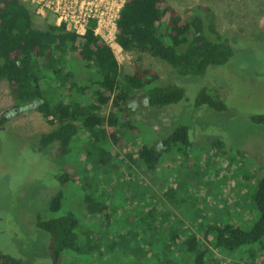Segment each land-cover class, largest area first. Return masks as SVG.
I'll use <instances>...</instances> for the list:
<instances>
[{
  "label": "rangeland",
  "instance_id": "1",
  "mask_svg": "<svg viewBox=\"0 0 264 264\" xmlns=\"http://www.w3.org/2000/svg\"><path fill=\"white\" fill-rule=\"evenodd\" d=\"M167 1L185 20L197 6H207L215 27L231 37L234 50L227 64L210 66L202 76H178L175 83L185 89L179 102L149 107L142 92L131 100L143 136H152L153 131L168 135L177 125H188L190 153H165L152 182L145 179V170L129 166L124 148L115 144L109 161L102 163V154L84 131L79 134L83 139L79 147L67 155L60 156L57 145L39 149V135L51 124L36 106L17 108L7 81H0V253L25 264H162L181 249L170 242V231L180 239L194 233L205 240L204 226L214 217L223 218L226 209H232V219L247 225L254 212L247 182L264 174V124L251 119L264 114V0ZM51 20L52 16L35 15L34 25L46 28ZM115 55L122 74L139 65L157 71L162 82L175 77L166 63L147 52L118 48ZM205 86L219 92L227 110L195 105ZM111 109L109 102L97 112L107 116ZM217 139L225 146L213 147L211 142ZM111 153L118 159L114 167ZM61 173L69 174L67 182L59 181ZM243 176L249 179L245 182ZM60 190V213L74 210L79 219L80 246L64 250L55 263L48 234L37 228L36 218L57 215L49 207ZM95 203L99 210L93 211L90 205ZM155 204L152 215L149 210ZM150 234L155 237L153 244L146 238ZM208 246L211 255L218 256V264L249 262L239 253L221 257L213 240Z\"/></svg>",
  "mask_w": 264,
  "mask_h": 264
},
{
  "label": "trees",
  "instance_id": "2",
  "mask_svg": "<svg viewBox=\"0 0 264 264\" xmlns=\"http://www.w3.org/2000/svg\"><path fill=\"white\" fill-rule=\"evenodd\" d=\"M208 12L207 6H197L185 20L167 0L125 1L117 21L116 41L125 51L147 52L166 63L175 77L162 82L157 71L139 65L132 73L122 74L113 48L94 33L93 22L80 35L56 25L49 14L45 18L52 16V20L47 27L38 28L31 5L22 0H0V81H7L17 108L36 106L51 124L49 131L39 135V149L57 145L59 155H67L79 147V140H83L79 134L84 131L102 154V163L109 161L108 154L115 144L124 148L130 167L145 170V179L156 182L154 172L165 153H190L189 127L179 124L172 131L171 126L168 135L159 136L153 131L152 136H143L142 123L134 116L131 100L142 92L149 107L163 108L179 102L185 97V89L175 83L180 80L178 76H202L210 66H222L231 60L232 39L220 33ZM109 102L112 109L108 115H100L97 110ZM195 105L227 110L219 92L210 86L199 90ZM6 118L4 115L2 121ZM251 119L264 124V114ZM211 143L217 149L225 146L220 139ZM112 155L114 167L118 159ZM69 177L61 173L57 178L65 183ZM242 179L246 182L249 178ZM247 183L251 185L248 197L254 212L246 226L232 219V209H226L223 218L214 217L204 226L205 240L194 233L180 239L170 231V242L181 249L177 257H166L162 264H218V256L211 255L208 246L211 240L221 257L239 253L240 258L249 261L245 264H264V174ZM62 202L60 190L51 198L49 207L57 215L45 218L38 214L36 218L37 228L48 234L55 263L64 250L80 246L76 230L79 219L74 210L60 213ZM90 207L99 210L96 203ZM155 211L156 204L149 213L153 215ZM146 238L153 244L154 235ZM0 264L25 263L0 253Z\"/></svg>",
  "mask_w": 264,
  "mask_h": 264
},
{
  "label": "built area",
  "instance_id": "3",
  "mask_svg": "<svg viewBox=\"0 0 264 264\" xmlns=\"http://www.w3.org/2000/svg\"><path fill=\"white\" fill-rule=\"evenodd\" d=\"M35 8L38 16L51 14L58 26L84 35L90 23L94 33L115 52L121 46L116 41L117 21L126 0H22Z\"/></svg>",
  "mask_w": 264,
  "mask_h": 264
}]
</instances>
